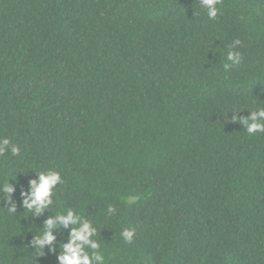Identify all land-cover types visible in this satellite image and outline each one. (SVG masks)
<instances>
[{
	"label": "trees",
	"instance_id": "1",
	"mask_svg": "<svg viewBox=\"0 0 264 264\" xmlns=\"http://www.w3.org/2000/svg\"><path fill=\"white\" fill-rule=\"evenodd\" d=\"M216 7L0 0V264H60L71 226L47 221L69 209L104 264H264V132L243 123L264 110V0Z\"/></svg>",
	"mask_w": 264,
	"mask_h": 264
},
{
	"label": "clouds",
	"instance_id": "2",
	"mask_svg": "<svg viewBox=\"0 0 264 264\" xmlns=\"http://www.w3.org/2000/svg\"><path fill=\"white\" fill-rule=\"evenodd\" d=\"M202 2L208 9L209 18H215L217 15L216 4L218 0H202ZM236 43L239 44L240 41ZM235 55L238 58L239 54L237 53ZM232 56L233 54L230 53L229 58L231 59ZM258 117H264V110H261L259 113H253L251 117L252 122L248 120L243 121L250 135L257 132H264V124L256 122ZM9 144L10 141L8 139H4L3 142L0 143V155L8 151L7 145ZM11 152L13 155H19L20 149L17 146H13ZM62 182V177L58 172H40L38 181H31V194H24L27 197L24 201L25 208L29 211L34 210L35 215H40L44 209L53 204V189ZM3 191L11 195L14 193L15 189L10 182H8L4 185ZM13 211H15V209H13ZM109 211H112V209L109 208ZM47 226L50 229H58L60 226H71L69 242L64 245L63 248L64 254L58 257L60 264H93V261L104 264V257L98 252L93 251L89 254L86 251V248L89 247L93 250L99 248V244L91 239V237L96 235V229L93 228L89 222L81 221L73 210L69 209L66 212H60L57 214L56 219L50 218L47 221ZM121 235L123 239L131 242L135 236V231L133 229H125ZM54 240L55 237L51 232H45L43 238H37L34 244L37 248H42L45 244H51Z\"/></svg>",
	"mask_w": 264,
	"mask_h": 264
}]
</instances>
